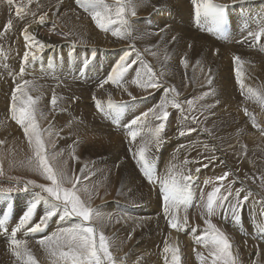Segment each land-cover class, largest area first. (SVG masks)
<instances>
[{
	"label": "bare ground",
	"instance_id": "obj_1",
	"mask_svg": "<svg viewBox=\"0 0 264 264\" xmlns=\"http://www.w3.org/2000/svg\"><path fill=\"white\" fill-rule=\"evenodd\" d=\"M21 1L25 2L28 0H17V1L15 0V2L11 4L9 3V0H0V44L3 45L2 46L3 51L0 48V124H1L0 128L3 131V135L8 134L9 136H11L10 138L13 137V143L16 142L17 146L18 144L19 146L21 144L26 147V145L28 144L27 138L25 137L23 133V129L20 126H19V130L16 129L18 124L14 120L11 119V114H9L10 109L8 112L6 106H7V103H9L10 105L11 93L14 90L17 83H22L24 80L33 81L38 86V88L36 91H32L31 95L33 96L41 95L42 96V99L39 102V108L43 111L44 116L41 117L38 115V123L42 129H48L53 132V136L51 137V139L54 140V144H56L53 146L55 147V150L60 151V152L62 151L63 153L62 156L58 157V161L62 164L63 161L66 160L68 164V168H69L70 167L69 164H71L69 161L72 160L73 163L71 164L72 166L71 168L76 167V169L80 171L83 170V172L94 170L95 167H97V168H100V170L112 169L114 172L117 173V175H115L116 177L119 174H122L123 176L122 179L124 182L122 186L120 185L121 189L124 190L122 194L125 196H129V197L134 196L135 199L129 202V204L134 206V208H132L131 205L130 206L126 205L124 207L122 206L121 210L137 212L138 210L141 209V205H138L137 207L133 203L137 202L138 200L140 201L138 197H142V195H144L143 192L141 194H137L136 189H135V187L138 186L137 183H138L139 177L137 178V174H138L137 170L140 167L136 166L137 169L136 171H134L133 170L134 168L131 169L127 166V162L128 160H131L130 158H132V156L126 155L125 149H128L131 146V144L133 145L132 150H135L134 147L138 149L140 145L142 144L143 139H147V135H146V130H145V133H142L140 137H137L136 141H132L131 144L129 142L128 147L124 145L125 147L124 148L122 145V140H123L122 137L124 138L126 136L127 138V135H128L129 141H131V137L128 134V129L124 125H126L135 115H139L140 113L148 109V107L146 106L147 105L146 102L152 101L155 96L164 98L165 96L160 94V92L163 91V89L160 88V89L145 90L141 87H138L133 82L136 78V73L137 72L143 73L145 70L136 69L134 72L135 75H131L132 69L135 68L134 64H131L128 71L126 72L124 80L121 83V86L118 87L111 83H106L104 84L103 87H100V84L103 80L107 78L108 75L111 74L115 65L120 62V59L116 51L121 54L125 53L126 51L125 47H127V45H128V48L126 52H129V53H130L129 46L131 47L135 46L138 48L145 47L148 44L146 40L150 36H151L150 41L159 42V37H162V35L169 37L168 35L169 31L173 28L178 27V24H179L178 21L173 20L171 18V15L168 16L164 21H162L161 18L156 19L155 17H153V19H150L149 16H152V14H147L149 0H135L136 16L131 17L129 15V19L131 23L133 24V27L136 31L133 32L131 38L114 37L111 31L104 32L96 26L94 20L91 19L92 17L90 16L91 11H92L91 8H88L87 10L85 9L84 11L83 9L80 10L78 15L73 18L71 17L70 14L65 13V10L67 9V7L65 6L62 0H60L59 2V3H63L62 11L60 10V8L58 9V6L55 7L58 0H33L32 5H31V10L28 9L29 6H27L26 4H21ZM161 1H164L165 3L167 2L172 3L176 8L177 14L183 15V17L179 19L183 20V22L186 25L187 24L197 25V24H192V23H195L194 15L192 14L188 15L186 13L180 12V9L182 10L184 7H186L184 5L185 3L184 1H183L184 3H182L179 0H161ZM230 1L234 2V0H230ZM235 1L240 2L238 4V6H240L239 7L240 12L238 14V17L235 18L234 25H233L234 27H239V29L241 27H246V29L250 27L251 29L254 27V25L264 26V24H262V21H264V7H261V6H264L262 5L264 4V2H259L260 4H255L254 2H258V0H253V1L251 0L252 1L251 5L246 7L248 0H235ZM36 3L39 4V8H37L38 6H36ZM108 3L114 5V0H108ZM18 7L21 10L24 9V12H21V15L19 17L15 13ZM246 8H251V11H246ZM41 10H43L44 12H42ZM192 10H195V9H192ZM36 11H38L37 12L38 16L43 15L45 12L48 13L44 24L35 22V20H37V17H34L33 15L34 13H31V12H36ZM33 17H34L33 21H29V22L27 21L28 19L33 18ZM143 17H144V20H142V23L145 26L150 27L149 29H146L140 24V21ZM9 20L12 21V27L8 29L7 31H4V26L7 24ZM145 22L150 23V24L147 25L145 24ZM90 24L94 25V30L91 28ZM163 26L165 27L163 34L158 35L156 34V32H154L156 30H158L159 32L160 29H163ZM26 27L28 28L29 33L35 37L36 41L43 42V44L46 46L44 50L41 51L38 48V46L28 47V45H35V41H28V42L25 41L23 30ZM243 30L244 28L241 29L240 32H243ZM253 31H250V32L253 33ZM143 32L147 34L146 35L147 38L143 37L144 36L142 35ZM172 37L173 36L171 35L169 38L172 39ZM249 37H251V35ZM125 38L128 40H126ZM235 38H238V37H235ZM19 40L21 41V45H24L21 48L22 50H19ZM122 40H125V41H122ZM251 40H252L251 43L257 48L256 50H258L256 51L257 54L254 52L253 53L256 54L258 60L261 62L254 60L253 57L252 59H248L244 61L241 67V75L242 74H246L249 76L252 75V77L254 76L259 80V81H256V84L258 85H254L253 82L249 83L247 80H245L246 75H242L245 80L246 87H251L259 91H264V76H263V72L260 71L262 70V67L264 66V60H263L264 50H262L264 49V37L261 38V41L259 43H255V42L253 43V39ZM73 42L75 43L74 47H73ZM178 42L180 43L182 41L178 39ZM8 44L9 46H7ZM173 44H177V42ZM4 45H6L7 47H5ZM51 46H55V47L53 48ZM183 46L184 45H182V47ZM5 48L11 51V53H9V51ZM110 48L115 49L116 51H108ZM4 50H7L8 52H5ZM25 51L35 53L36 56L40 57L41 59H38L35 62H31V63L29 62V64L25 66V73L23 74V76H21L19 75V70L22 65L23 55ZM93 51L95 52V58H93L91 55ZM132 51H135V50H132ZM139 51H142V50H139ZM43 54H45V56H43ZM245 54L247 53H244L243 55ZM142 56L143 58L146 57V55H142ZM133 58L134 57L130 56L129 60L131 61L133 60ZM85 59L90 61V63L88 64L86 68L83 66ZM188 59H190V57ZM151 60L152 62L154 61L153 59ZM170 60L171 61L169 62L166 61L168 66H170L171 68H176L178 65V68L179 69L181 68V66L177 63L178 61H181V60L176 59L175 56L171 57ZM222 62L223 64H226V65L225 66L222 65L221 69H218L220 71L227 69V66H228V64L224 60H222ZM195 66L196 65H194V67ZM82 70L85 71V74L82 73ZM193 73L194 75L196 74L199 75V72L196 69H193ZM165 75L168 76L169 74L165 73ZM214 79H215V76H214ZM218 86H220V89H219L220 91L218 92L215 89L217 93L216 97H212V96L210 97L209 95L210 101L208 104L204 105L201 103L200 106H198V104L195 103L197 105L196 108H198L203 114L202 122L205 125H202V126L203 127L206 126V128L211 129L212 133L207 132V134H204L201 129L199 131H196L195 134L193 133L192 134L193 136L191 138L189 137L190 140H192L195 144V148L192 150L193 152L196 151L198 148H204L208 146H211L213 149L214 145H216L217 148H218L217 145L225 146L227 144H228L227 145L228 148L235 147L239 143H242L245 137L248 139L254 140L252 138L255 133L251 134L249 132V127L253 126V124L251 122V118L245 114V111H244L245 108H247V110L251 112L252 114L254 112L256 116L258 115L257 124H260L261 125L260 128L264 129V107H262L255 100H250V99H247L248 105H241V104L232 105L229 103L230 98H231V95H229V91H228L229 83L223 79V81L220 82ZM218 86H216L215 88H217ZM81 88L82 89L84 88L85 90L87 88L93 89L91 90L92 94L83 93L82 94L83 99L76 101L73 98L79 96V93L82 92ZM94 88L97 89L95 92H94L95 90ZM185 89H186V86H185ZM128 93H131L132 95L129 96ZM53 94H55L58 98L57 106L55 110H53V106L50 103L51 97ZM186 95L188 96V94H184V95H181V97L179 98V101L181 103H184L185 101H187L186 99H184ZM133 97H135L136 99L133 100ZM190 97H191V94H190ZM109 99H112L113 101H116V102H126L128 104V107L125 108L124 111L120 114L119 123L115 122L114 114L110 115L108 112L101 111V109L97 107V104H96L97 100L106 106L107 101ZM144 99H147V101L143 102ZM184 106H185L186 112L190 113V111H187V105L184 104ZM207 106H212V107H207ZM168 111L171 113V115L168 121L166 122V127L163 131L165 132V134H168L171 130L175 132L179 131L180 133L181 131H184L190 127V125H188L189 119L187 118L179 117L178 119H176V121H174L175 116L178 114L177 113L178 110L169 107ZM107 117L113 122H111ZM9 119L14 121L13 123L10 122V124H12L13 126H10V124L8 123ZM86 119H88L90 123ZM94 119H96L99 122L97 126L98 130H95L96 133L89 129V127L92 126V124L94 123ZM170 122H171V127L169 125ZM83 123H86L87 125L83 126ZM67 125L76 126V127L68 128ZM253 128L254 127H252V129ZM261 129L258 132H256V134L257 133L259 134L258 137L264 136V131H262ZM56 132H59L60 135L56 136L55 135ZM173 135H175V133ZM44 136L46 139L48 138L47 132L44 133ZM123 143H125V141H123ZM65 144H67V146L63 148V145ZM51 145L52 144H49L48 146H51ZM183 147L184 148L182 149L180 148V150L186 151L189 149L188 146H183ZM73 149H74L75 157H78V159H73L72 156L70 155L73 152ZM129 151H130V155H132L133 151L131 150ZM82 160H84L85 162H83ZM190 161H192L193 163L192 159ZM76 164H79V165H76ZM168 165L169 164H165V166H168ZM71 168H70V171H71ZM193 170H194V167H193ZM167 173H168V168L165 171L161 172L162 177L166 176ZM239 181H244V180L240 179ZM248 186L252 187L254 190H258V192H260V194L264 197L263 192L260 189L256 188L253 185L248 184ZM140 187H144V186L141 185ZM144 189L146 190V188ZM130 190L131 191L133 190V192L132 193L129 192ZM153 190H154V195L152 193L151 194L153 195V198L155 199L153 200L152 195H151V198H150L151 202L149 204L150 211L147 217L145 218V220L139 226V228L141 230H144L147 228L150 229V226L153 227L154 223L159 221V219L161 218L162 221L164 222V225L162 226L166 227V230H168L172 234H175L174 236H177L176 234L179 232V230L169 228L170 225L168 223V218H166L163 213V197L159 198V196L162 195V191H161L158 180L155 184V189ZM146 196L148 197V194ZM157 205L159 208L157 207ZM154 206L157 207L158 210L155 209ZM113 207L115 208L114 205ZM105 208H108L107 200H105ZM159 209H162V210L159 211ZM119 214H121V212H119ZM181 215L182 214L180 213V209H179L178 217L180 218ZM129 217L130 215L127 213L121 216L120 218L117 217L121 222L120 225H117V226L116 224H114L112 221H109V220H104V219L98 220V224H101V225L104 224L105 226L109 224L112 226V223H113V228L115 225V228L117 229V235H119L118 236L119 239L115 238L112 243L113 245H115L113 248L114 252H116L120 257L119 259L117 258V261H125L126 264H139V263L141 264H170L171 254L170 252L169 253L164 252L165 246L163 245L165 244V242H167L168 245H170L171 243L177 244L176 242L177 239L174 240L171 238L170 240L169 232L168 234H166L167 233L166 230H163V229H162L163 231H160V230L157 231L158 232V235H157L156 231L153 230L152 228L151 232L153 234V238L151 236L146 237L144 242H142L139 245H134L135 246L134 252H136L134 255H132V253L130 255L126 254V258H123L122 252H125L126 250L124 249L122 244L129 243V239L128 237L126 238V234L129 232V229L132 231L138 227V226L135 227L133 225L130 228L127 222V219H129ZM180 220L181 222H183V219L180 218ZM134 221L137 222L138 220H134ZM58 222H60V225L58 224ZM72 222L73 221H70L68 219H65L63 221H61L60 219H57L55 223L53 224V226L54 225L57 226L56 228H54V231H56L57 228H60V227L70 226V223ZM159 225H156V226H159ZM104 228H108V226ZM111 231L112 229L110 230V232ZM167 236H168V239H167ZM261 238L264 239L263 235H261ZM152 239H154L153 245H152ZM262 239L261 241H263ZM185 242L186 240H184L183 238V242H181L182 247L179 248V253L181 254L180 264H187L186 262L187 257L189 254H191L189 253L190 251L188 252L186 250L185 246H187L188 244L186 245ZM117 245H120L122 248L118 249L116 247ZM190 250H192L191 255H194V253L198 252V249L195 244L191 246ZM165 257L168 258L167 261L165 260ZM131 258L133 259L132 260L133 263L130 262ZM156 259L157 261H155ZM9 264H13V263L10 262Z\"/></svg>",
	"mask_w": 264,
	"mask_h": 264
},
{
	"label": "rangeland",
	"instance_id": "obj_2",
	"mask_svg": "<svg viewBox=\"0 0 264 264\" xmlns=\"http://www.w3.org/2000/svg\"><path fill=\"white\" fill-rule=\"evenodd\" d=\"M62 1L67 7V9L65 10V13L70 14L71 17L73 18L78 15L80 10L82 9L83 11L85 10L84 7L77 5L75 3V0H62ZM179 1H181L182 3L184 2L186 3V4L184 3L186 7H184L182 10L180 9V12L186 13L188 15L192 14L196 17L195 10H192V9H195V6L193 5V3H191L192 0L191 1L189 0L190 2L188 0H179ZM252 1L248 0L246 7L251 5ZM59 2L60 0L57 1V4L55 7L58 6V9L60 8V10L62 11L63 3H59ZM215 2L221 3V4L227 3V5H230V7H228L227 9V22H228L227 30L228 31H227L226 37L222 35L221 33H217L215 31H209V29L213 27V24H211L212 20L210 18H201L200 22L197 23V20L194 17L195 23H192V24H197V25H190V24L186 25L183 22V20L179 19L183 17V15L177 14L176 8L172 3L170 2L165 3L164 1H161V0H149L147 14H152V16H149L150 19H153V17H155L156 19L161 18L162 21H164L168 16L171 15V18L173 20L178 21L179 23L178 27L171 29L168 34L169 37L172 35V36H175L176 39L173 40V39H170L168 36L162 35V37H159V42H158V41H150V37H151L150 36L146 40L148 44L145 47L138 48L135 46L134 47L129 46L130 56L135 58V59L133 58V60H137V62L134 64L135 68L132 69L131 71V75H135L134 72L136 69L146 70V66L150 65L153 71L160 77V80L162 81L161 89H163V91H161L160 94L165 96L166 95L165 88H167L168 86L176 85L175 87L180 93V96L178 97V99L181 97V95L188 94V96L186 95L184 99L186 100L193 99L194 102L196 101L195 103L198 104V106H200L201 103L204 105L208 104L210 101L209 95L210 97L217 96L216 90L218 92L220 91L219 90L220 86L218 85L224 79L225 81L229 83L228 91H229V95H231L229 103L232 105H240V104L248 105L247 99L245 95L242 93L240 85L237 81V77L235 74L236 65L234 63V57L239 55L243 62L248 59H252V57L254 60L259 61L256 56L257 54L256 51L258 50H256L257 48L251 43L252 42L251 39L253 38L252 36L249 37L250 36L249 32L253 30H254L253 33L259 31L260 27H262L263 25L261 26L254 25V27L251 29L250 27L247 29L246 27H241L240 29L239 27H234L233 25H234L235 18L238 17V14L240 12L239 11L240 6H238L240 2L239 1L233 2L230 0H227V1L226 0H215ZM259 2H264V0H258V2H254V3L260 4ZM21 4H26L27 6H29L28 9L31 10L32 3L29 5L28 1H25V2L21 1ZM36 6H38L37 8H39L38 3H36ZM261 7H264V6H261ZM41 11L44 12L43 10ZM246 11H251V8H246ZM21 12H24V9H22ZM37 12L38 11L31 12V13H34L35 14L34 17H37V20H35V22L39 23L38 21H39L40 15L38 16ZM34 17L28 19L27 21L28 22L33 21ZM142 20H144V17L141 19L140 24L146 29H149L150 27L145 26L142 23ZM92 24H90V26L94 30V25ZM145 24L149 25L150 23L145 22ZM243 28H244L243 32H240V30ZM163 29L165 30L164 26H163ZM154 32H156V34L158 35H161L164 33V31H161V29L159 31L160 33L158 32V30ZM142 35H144L143 36L144 38H147L146 33L143 32ZM235 37H238V38H235ZM178 39H180L182 42L179 43ZM122 41H125V40H122ZM175 42H177V44H173ZM182 45L184 46L182 47ZM189 45H191V47H189ZM2 46L3 45L0 44V48L3 51ZM4 46L7 47L9 46V44L7 46L6 45ZM23 46L24 45H21V41L19 40V50H22L21 48ZM125 48L127 51L128 45ZM7 50H4V51L8 52L9 50L8 51ZM132 50H135V51H132ZM139 50H142V51H139ZM108 51H116V50L110 48ZM253 52L256 54H254ZM9 53H11V51H9ZM116 53L119 59L124 55V53L121 54V53H118L117 51ZM153 53H155V55H153ZM242 53L243 54L247 53V54L243 55ZM138 55L140 57L139 59H138ZM142 55H146V57L143 58ZM43 56H45V54H43ZM173 56H175L176 59L181 60L177 62L181 66L180 69L178 68V65L176 68H171L170 66L167 65L166 61L168 62L171 61L170 59ZM185 57L188 60V65L186 68L184 64L182 63V60ZM189 57L190 59H188ZM151 59H153L154 61L152 62ZM222 60H224L228 64L227 69H225L226 72L225 70L223 71L218 70V69H221L222 65L223 66L226 65V64H223ZM197 61H199V63H197ZM31 62L32 61H30V63ZM194 65L196 66L194 67ZM209 68L211 69V74L208 72ZM193 69H196L199 72V75L197 74L194 75ZM200 69L203 71H201ZM260 71L263 72V76H264V66L262 67V70ZM82 73L85 74V71L82 70ZM165 73H168L169 75L167 76L165 75ZM242 75H246V74H242ZM242 75L241 77H242L244 85H245V80H247L249 83L253 82L254 85H258L256 84V81H259V80L256 77L254 76L252 77V75L251 76L246 75V79L244 80ZM214 76H215V79H214ZM209 77L212 80L211 84L208 83ZM218 78H220L221 81ZM184 85L186 86V89ZM216 86L218 87L215 88ZM94 89H95L94 90L95 92L97 89L96 88ZM84 90L85 89L83 88L82 92L79 93V96L74 97L73 99H75L76 101L81 100L83 99V95H82L83 93L92 94L91 90L93 89L87 88L85 91ZM205 92H208L209 95L205 96L204 97L205 99L204 98L198 99L201 97V95L203 96ZM190 94H191V97H190ZM161 99H163V97L155 96L152 101L146 102L147 99H144L143 102L147 103L146 106L149 109L153 107L154 105H156L157 103H159ZM196 104H195V109L193 108L190 111V113H187L188 116L194 115L197 117V119L196 120L189 119V123L190 122L191 123L190 124L188 123V125H190V127L183 131L185 133L187 132L186 136L185 135L179 136V131L175 132L171 130L168 134H165V132H162L161 142L159 144V147L153 148V151H151V155H150L151 163L154 167L155 174L157 177H162L161 172L165 171L167 168L169 170L172 165L176 166V171H183L184 174H187L188 170L190 169L193 172L192 175L197 177V179H195V181L191 185V191L193 195L191 206H189L186 211L183 208V206L180 207V213L182 214L181 215L182 217L180 216V218L183 219V217L187 215V227L186 229L185 228L179 229V232L176 234L177 236H174L175 234H172L171 232L166 230V227L162 226L164 225V222L162 221L161 218L159 219V221L154 223L153 227L150 226V229L147 228V229L141 230L139 228V226L145 220V218L147 217L150 211L149 209V204L151 202L150 198L152 194L154 195L153 189H155L156 183H149V181L143 175V172L141 170V165L137 162L136 159L133 158V154L130 155L129 150L133 151L132 153H134L138 149L134 147L135 150H132L133 149V145L131 144L132 141H129L128 135H127V138L126 136L124 138L122 137L123 139L122 145L123 147L124 145L128 147L129 142H130L131 146L128 149H125L126 152L125 150L124 152L126 153V155L132 156V158L130 157L129 158L135 164L132 163L131 160H128L127 166L131 169L134 168L133 169L134 171H136L137 167H140L137 170V173H138L137 178L139 177V180L137 183L138 186H136L135 189H136L137 194H141L142 192L144 194L142 195V197H138L140 201L138 200L137 202L133 203L137 207L138 205H141V209L138 210L137 212L121 210L122 206L123 207L126 205L130 206L131 204H129V202L135 199L134 196L129 197V196H125L122 194V192L124 191L123 189H121V186L124 184L123 179H122L123 178L122 174H119L116 177L115 175H117V173L114 172L112 169L100 170V168H97V167H95V169L91 171L81 172L80 170L76 169V167L71 168L72 167L71 164L73 163L72 160L69 161L71 163L69 164L70 165L69 168L67 164V171L70 176L74 174L75 176L80 177V183L77 184V188L81 189L80 195L82 196L83 199H85L86 201L90 203V206L92 208L96 209L101 214V217L104 220H107L106 218L110 216L112 218L111 221L117 226V225H120L121 223L118 218H120L121 216L127 213L130 215L129 219H127V222L130 228L133 225L135 227L138 226L135 230L131 231L129 229V232L126 234V238L129 237V235H131V239H129L128 244H122V246L126 250L125 252H122L123 258H126V254L130 255L132 253V255H134L136 253L134 252V247H135L134 245L141 244L142 242L145 241V238L148 236H151L153 238V234L151 232L153 228V230L156 231L157 235H158L157 231L166 230L167 232L166 234H168L169 232L170 240L171 238L174 240L175 239L178 240V241L176 240L177 244L171 243L169 245L171 247L181 248L182 247L181 242H183V238H184V240H186L185 242L186 245L188 244L187 246H185L186 250L188 252L190 251L189 253L192 254V250L190 249H191V246L195 244L198 249L197 253H201L206 258H208V264H210L209 247H205L203 243H197L196 237L202 236L204 234V229L207 227V224L205 223V221L208 219H211V222L215 224L221 231H223L229 237L230 242L233 245L232 251L234 255L237 256L238 264H264V239L261 238L262 234L258 231V227H257L258 225L264 223V203H261L262 201H264V197L260 194V192H258V190H254L252 187L248 186V184L255 186L256 188L260 189L264 195V181H262V178H264V136L258 137L259 134L258 133L256 134V132H258L261 129L260 128L261 125L258 124L259 127H256V126L249 127V132L251 134L255 133L257 136L256 137L255 134L253 135L252 139L254 140H251L245 137L243 139V142L239 143L235 147L228 148L227 147L228 144H227L225 146L217 145L218 146L217 148L216 145H214L213 149L211 146H208L204 148H198L196 151L193 152L192 150L195 148V144L192 140H190V138L193 136L192 134L193 133L195 134L196 131H199L200 129L202 130L204 134H207V132L212 133L211 129L206 128V126L205 127L202 126V125H205L202 122L203 114L198 108H196L197 106ZM7 106L6 108H7V111L9 112V109H10L9 103H7ZM177 113L178 114L175 116L174 121H176V119H178L179 117L185 118V114H182L179 111ZM253 115L256 117V120L258 122V115L256 116L254 112H253ZM86 120L90 123L88 119ZM110 121L113 122L112 120ZM10 122L13 123L14 121L9 119L8 123L10 124ZM98 124L99 122L96 119H94V123L92 124V126L89 127V129L95 132V130H98L97 128ZM84 125H87V124L83 123V126ZM169 125L171 127V122ZM10 126H13V125L10 124ZM0 127H1V124H0ZM67 127L73 128L76 126L67 125ZM252 127L254 128L252 129ZM16 129L19 130V125H17ZM189 129H193V131L189 132L188 131ZM174 133L175 135H173ZM10 137L11 136H9L8 134L3 135V131L0 128V140L5 141L4 144H0V166H2V171H3V174L0 175V189H8V188L16 189L18 182L22 186V182L28 181V180H34L37 183H49V181H47L43 176H41L37 172L32 171L27 166L28 158L32 155V149L29 146V144H27L28 146L26 145V147L21 144L20 146L19 144L17 146L16 142L13 143V137L12 138ZM123 141H125V143H123ZM53 145H56V144H52L51 146H48V150L50 152H53V151L60 152V151L55 150V147ZM66 146L67 144L63 145V148H65ZM183 146H188L189 149L186 151L184 150L185 152L183 150H180V148L181 149L184 148ZM205 157H207L208 159H205ZM213 157H215L216 159L213 160L212 159ZM191 159L193 160V163L192 161H190ZM185 160L189 161V163L184 164ZM82 161L85 162L84 160ZM165 164H169V165L165 166ZM204 164H207L208 167L206 168L203 167ZM76 165H79V164H76ZM193 167H194V170H193ZM70 168H71V171H70ZM195 168H200L201 169L200 172L199 173L195 172ZM225 172H228L229 176L223 182L224 188L221 189L222 193L225 192V190L229 187L231 188V191L233 192V194L235 193L236 190L238 189L241 190V198H243L244 195H248L249 193H251L248 201L243 205V212H242L243 219H242V222L239 224L233 222L231 212H229L227 218H225L224 212L220 209H217L215 215L208 217L203 207V203L204 201H206L208 193H210L214 187L219 185V181H217L216 178L219 176H222ZM240 179H243L244 181H239ZM206 181H208V183H205ZM141 185L144 187H140ZM65 186L71 187L70 184H66ZM85 187L89 190L88 192L83 191V188ZM144 188H146V190ZM129 192L132 193L133 190L132 191L130 190ZM89 193L91 194L90 201H89ZM147 194H148V197L146 196ZM153 195H152V198H153ZM161 197H163V195L159 196V198ZM32 199L33 197H32L31 192L25 193L22 191H13L11 195H7V196L0 195V218H2L3 216L9 217V223L7 225L8 232L5 233L3 231H0V264H6V263L9 264L10 262L13 264L15 263L21 264V262L17 261L16 257L12 254L10 250V247H9L10 233L13 227L16 225V223H18L20 216L26 210L27 206L32 202ZM154 199L155 198H153V200ZM105 200H107L108 208H105ZM229 200L234 202V199L232 197H230ZM113 205L115 206V208L113 207ZM131 207L134 208V206L132 205ZM157 207H155V209H157ZM161 210L162 209H159V211ZM42 212H43V207H39L36 211L35 219L33 223L39 220L40 216L42 215ZM119 212H121V214H119ZM57 219L59 218L53 217L48 223L49 226L47 225L46 229L43 232L27 234L26 229H21L17 233V239H21L27 242L29 249L36 257L38 264H54L55 258L50 257L48 253L45 251L44 247L41 246L37 240H40L43 236L50 235L52 232H54V228H56L57 226L55 225L53 226V224L55 223ZM134 220H138V221L135 222ZM113 223H112V226L110 224H109L110 226L109 225L105 226L104 224L102 225L98 224V220L96 221V224L99 226L100 230L103 231L106 236L111 238L112 243L115 238L119 239L118 237L119 235H117V229L115 228V225L113 228ZM58 224L60 225V222H58ZM156 225H159V226H156ZM107 226L108 228H104ZM111 229L112 231L110 232ZM167 239H168V236H167ZM261 239L263 241H261ZM153 243H154V239H152V245ZM114 246L115 245H113L111 250L113 251L114 256L119 259L120 258L119 255L113 250ZM163 246H165V244ZM116 247L118 249L122 248L120 245H117ZM197 253H194V255H191V254L188 255L187 261H186L187 264H201V261L196 256ZM179 255L181 257L180 253ZM132 260L133 259L131 258L130 262H132ZM155 261H157V259ZM60 264H62V262H60ZM117 264H126V262L117 261Z\"/></svg>",
	"mask_w": 264,
	"mask_h": 264
},
{
	"label": "snow or ice",
	"instance_id": "obj_3",
	"mask_svg": "<svg viewBox=\"0 0 264 264\" xmlns=\"http://www.w3.org/2000/svg\"><path fill=\"white\" fill-rule=\"evenodd\" d=\"M13 2L14 0H9L10 4ZM31 3L32 0H28V4L30 5ZM75 3L84 7L86 10L91 8V17L96 26L104 32L111 31L114 37L131 38L133 32L136 31L129 19V15L131 17L136 16L135 0H114V5L109 4L108 0H75ZM192 3L195 6L197 23L200 22L201 18H210L213 27L209 31L221 33L226 37L227 9L230 5L216 3L215 0H192ZM16 15L18 17L21 15V9L19 7L16 9ZM47 15V12L40 15L38 22L44 24ZM262 24H264V21H262ZM11 27L12 21L9 20L4 26V31H7ZM161 31H164V29H161ZM23 35L26 42L35 41V45H28V47L38 46L41 51L46 47L43 42L36 41L35 37L29 33L27 27L23 30ZM249 35L252 36L255 43H259L261 38L264 37V26L260 27L259 31L249 33ZM172 39L175 40L176 37L173 36ZM74 46L75 43L73 42ZM51 47L54 48L55 46ZM91 55L95 58L94 51ZM129 57L130 53L125 52L120 58V62L113 68L111 74L101 82L100 87H103L106 83H111L118 87L121 86L129 67L131 64L137 62V60L130 61ZM30 59L32 62H35L41 58L37 57L35 53L25 51L19 75L23 76L25 66L29 64ZM89 63L90 61L85 59L83 66L86 68ZM182 63L186 68L188 65L186 57L182 60ZM234 63L236 65L237 81L246 99L255 100L264 107V91L246 87L243 83L241 67L244 62L239 55L234 57ZM208 72L211 73L210 68ZM133 82L145 90L160 89L162 87L159 76L153 71L150 65L146 66V70L143 73L137 72ZM211 82L212 80L209 77L208 83L211 84ZM37 88L38 86L30 80L17 83L11 93L10 114L11 119L23 129V133L32 149V155L28 158L27 166L32 171L43 176L49 183H37L34 180H28L22 182V186L18 182L16 189H0V195L3 196L11 195L13 191H22L25 193L31 192L33 197L32 202L27 206L26 210L20 216L18 223H16L10 233V250L21 264H38L27 242L17 239V233L21 229H26L27 234L43 232L49 221L53 217H58L61 221L68 219L73 222L70 223V226L57 228L50 235H45L38 240V243L44 247L48 255L55 258L54 264H60V262L62 264H117V258L111 250L113 247L111 238L106 236L96 224L97 220L103 219L101 214L92 208L88 201L82 198L80 195L81 189L77 188V184L80 183V177L74 174L69 175L66 160L62 164L58 161V157L63 155L62 152H50L48 150V145L54 144V140L51 139L53 132L48 129H42L38 123V115L43 117L44 113L39 108V102L42 96L31 95V92L36 91ZM128 95L131 96L132 94L128 93ZM207 95L209 93L206 92L198 99H203ZM179 96L180 93L175 86H168L165 97L159 103L139 115H135L124 125L128 129L131 141H136L137 137H140L146 130L147 139L142 138L143 142L138 150L133 153V157L141 165L143 175L149 183L159 181L163 195V213L168 218L170 227L178 230L187 227V215L183 217V222H181L178 217V210L183 206L186 211L191 206L193 200L191 185L197 177L192 175L190 169L187 174H184L183 171H176L175 165L171 166L166 176L162 178L157 177L151 163L150 153L153 148L159 147L161 133L164 131L166 122L171 115L168 111L169 107L185 114V118L187 119H197L196 116H188L184 106L186 104L187 111H191L195 108L194 100L188 99L184 103H181L178 99ZM135 99L133 97V100ZM57 100V96L53 94L50 101L53 110L57 106ZM96 104L101 111H106L110 115L114 114L116 123L120 122V114L128 107L126 102H116L112 99L107 101L106 106L98 100ZM244 111L251 118L253 126L259 127L256 117L247 108ZM261 130L264 131V129ZM188 131L191 132L193 129H189ZM45 132L48 134L47 139L44 136ZM179 134L183 136L186 133L181 131ZM55 135L59 136L60 133L56 132ZM4 143L5 141L0 140V144ZM70 155L73 159H78V157H75L74 149ZM205 159L208 158L205 157ZM212 159L214 160L216 158L213 157ZM187 163L189 161L185 160L184 164ZM203 167L206 168L208 165L204 164ZM200 170V168H196L195 172L199 173ZM81 171L83 172V170ZM2 174V166H0V175ZM228 176L229 173L225 172L222 176L216 178L219 181V185L208 193L203 207L208 217L215 215L217 209L224 212L225 218L231 212L233 222L239 224L243 219V205L248 201L251 193L241 198V190L238 189L233 194L230 187L222 193L221 189L224 188L223 182ZM262 181H264V178H262ZM205 183H208V181ZM66 184H70L71 187H66ZM83 191L88 192L89 190L85 187ZM230 197L234 199V202L229 200ZM90 199L91 194L89 193V201ZM261 203H264V201ZM39 207H43L42 215L38 221L33 223ZM106 219L111 221L112 218L109 216ZM8 223V216L0 218V231L7 233ZM205 223L207 227L204 229V234L196 237V242L203 243L205 247H209L210 264H238L237 256L232 251L233 245L229 237L213 224L211 219L206 220ZM257 227L258 231L264 235V223ZM128 239H131V235H129ZM164 252H170L172 254L171 264H180L181 257L178 247H171L166 242ZM197 258L201 261V264H208V258L203 254L197 253ZM167 259L165 257L166 261Z\"/></svg>",
	"mask_w": 264,
	"mask_h": 264
}]
</instances>
